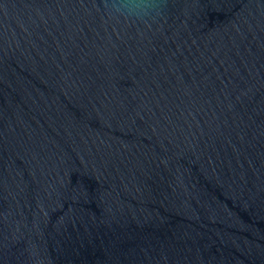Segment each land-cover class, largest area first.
I'll use <instances>...</instances> for the list:
<instances>
[{
    "label": "water",
    "instance_id": "95a60500",
    "mask_svg": "<svg viewBox=\"0 0 264 264\" xmlns=\"http://www.w3.org/2000/svg\"><path fill=\"white\" fill-rule=\"evenodd\" d=\"M0 0V264H264V0Z\"/></svg>",
    "mask_w": 264,
    "mask_h": 264
},
{
    "label": "clouds",
    "instance_id": "9594fccd",
    "mask_svg": "<svg viewBox=\"0 0 264 264\" xmlns=\"http://www.w3.org/2000/svg\"><path fill=\"white\" fill-rule=\"evenodd\" d=\"M163 9V5L157 0H118L109 5V10L113 15L127 18L146 20L158 15Z\"/></svg>",
    "mask_w": 264,
    "mask_h": 264
}]
</instances>
